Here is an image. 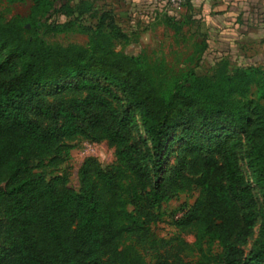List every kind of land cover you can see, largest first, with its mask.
<instances>
[{
	"label": "trees",
	"instance_id": "obj_1",
	"mask_svg": "<svg viewBox=\"0 0 264 264\" xmlns=\"http://www.w3.org/2000/svg\"><path fill=\"white\" fill-rule=\"evenodd\" d=\"M31 1L27 18L0 24V264H173L181 244L169 250L164 241V253L146 261L157 244L150 227L163 203L193 191L195 202L173 225L193 236L197 264H264V72L229 71L222 58L214 78L189 71L185 81L167 82L139 58L51 47L37 31L55 0ZM61 9L57 16L74 18L48 31L74 32L78 21L95 18L88 1ZM95 19L98 32L105 22L113 29L116 15ZM178 129L185 142L168 166ZM78 140L106 141L116 163L87 160L75 192L43 170L64 163ZM243 146L251 180L239 165ZM258 198V239L245 256L239 245L257 221Z\"/></svg>",
	"mask_w": 264,
	"mask_h": 264
},
{
	"label": "rangeland",
	"instance_id": "obj_2",
	"mask_svg": "<svg viewBox=\"0 0 264 264\" xmlns=\"http://www.w3.org/2000/svg\"><path fill=\"white\" fill-rule=\"evenodd\" d=\"M83 0H55L52 3V10L46 17L39 18L41 27L37 31L38 37L51 47L80 49H90L94 46L100 51H113L129 57L139 58L148 64L153 74L162 80L172 82L176 78L185 81V74L191 71L199 76L214 78L218 73L223 72V67H218L220 62L229 63V71L234 68L232 62L227 58L224 61H215L217 55L207 51V38L204 31V23L192 20L194 10H186L184 2L178 6L170 2L160 3L156 0H137V3H128L124 0H84L91 4L93 15L99 17L102 12L111 10L116 15L113 29L105 22L100 30L96 32L97 20L91 19L89 15L78 21L74 26V32H50L48 28L62 27L67 20L74 17L64 18L57 16L64 4L69 3L73 7ZM31 0H20L10 3L7 0H0V24L5 25L14 18L25 19L30 13ZM159 10L169 14L173 20L160 18ZM166 18V17H165ZM180 19V20H179ZM164 22V23H163ZM51 25V26H50ZM50 26V27H49ZM30 26L26 25L21 33L22 38L27 40L30 37ZM118 32L120 34L118 35ZM218 67V68H217ZM166 82V83H167ZM68 81L63 82L67 84ZM254 90H252L253 95ZM83 94H62L58 98L64 101L83 99ZM52 102V99H48ZM47 125V123H45ZM178 129L172 135L177 138L173 145L169 158L166 162L168 166L175 163L176 152L184 144L185 138L180 137ZM229 132H239L238 128ZM72 149L69 151L66 161L58 168H47L43 170L47 178L51 176L65 177L66 187L78 192L80 188L79 174L83 164L87 160H94L101 167H111L116 163L114 149L106 141L100 143H90L78 140L71 143ZM246 147L243 146L239 152V165L244 176L251 180V174L245 163ZM197 198V192L180 194L163 203L157 211L160 218L151 225L150 230L153 239L157 244L149 246L145 253V259L153 263L157 250L164 253L163 244L160 241L170 242L169 250L181 244V251L178 249L171 251L173 264H197V255L189 251V246L194 242L189 231L181 232L173 222L180 220ZM257 221L248 239L239 245L244 255L250 252L255 246L259 234V208L261 200L258 198ZM214 254L221 253V249L214 245Z\"/></svg>",
	"mask_w": 264,
	"mask_h": 264
},
{
	"label": "crops",
	"instance_id": "obj_3",
	"mask_svg": "<svg viewBox=\"0 0 264 264\" xmlns=\"http://www.w3.org/2000/svg\"><path fill=\"white\" fill-rule=\"evenodd\" d=\"M189 1L192 20L204 23L207 51L217 55L215 61L227 58L234 67L264 72V0Z\"/></svg>",
	"mask_w": 264,
	"mask_h": 264
},
{
	"label": "built area",
	"instance_id": "obj_4",
	"mask_svg": "<svg viewBox=\"0 0 264 264\" xmlns=\"http://www.w3.org/2000/svg\"><path fill=\"white\" fill-rule=\"evenodd\" d=\"M156 1H159L160 3L170 2L174 6H178L179 4L183 2L182 0H156Z\"/></svg>",
	"mask_w": 264,
	"mask_h": 264
}]
</instances>
